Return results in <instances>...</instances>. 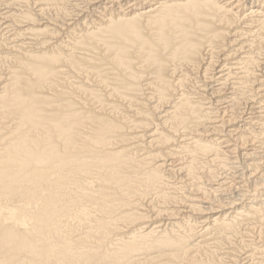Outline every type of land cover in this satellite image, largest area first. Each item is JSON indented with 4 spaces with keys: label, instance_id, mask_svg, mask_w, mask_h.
<instances>
[{
    "label": "bare ground",
    "instance_id": "bare-ground-1",
    "mask_svg": "<svg viewBox=\"0 0 264 264\" xmlns=\"http://www.w3.org/2000/svg\"><path fill=\"white\" fill-rule=\"evenodd\" d=\"M93 1L0 0V264H264V0Z\"/></svg>",
    "mask_w": 264,
    "mask_h": 264
},
{
    "label": "rangeland",
    "instance_id": "rangeland-1",
    "mask_svg": "<svg viewBox=\"0 0 264 264\" xmlns=\"http://www.w3.org/2000/svg\"><path fill=\"white\" fill-rule=\"evenodd\" d=\"M232 1H234V0H232ZM235 1H239V0H235ZM235 1H234V2H235ZM240 1H241V2L243 1V4H244V3H247V4H251V3H252L251 5H253L254 2L256 3L255 0H247V1H246V0H245V1H244V0H240ZM253 1H254V2H253ZM81 2H83V1H80V2L77 1V2H74V4H76V3H77V4H80V5H81L80 9H81V8L83 9V6L85 7L86 4H85V3H82V4H81ZM96 2L98 3L99 0H94V1L91 2V3H94V4H95ZM33 3H34V2H32V8L35 6V7H34V10H37V9H36V5H34ZM107 3H109V0H108V2H107V0H104L101 4H107ZM2 4H4V3H2ZM83 4H84V5H83ZM101 4L99 3V4H96V5H101ZM3 9H4V10H3ZM91 9H93L92 6H91ZM0 10H1L0 14H1V13H6V12H9V11H10V10H8V8H5L4 6L0 7ZM49 11H51V12H47V14L50 13L51 15H50V14H49V15H50L51 17L55 16V17H53L54 19L60 18V17H58L59 14L56 16V14L54 13V12H55L54 10L50 9ZM52 11H53V13H52ZM53 14H54V15H53ZM59 16H61V15H59ZM0 19L2 20L1 17H0ZM9 23H10L9 21H8V22H6V21L1 22V25H0V31H5L4 33H7L8 31L12 30L13 27L15 28V25H13V24H11V23L9 24ZM60 23H61V21H60ZM60 23H59V24H60ZM9 25H10V26H9ZM11 26H13V27L11 28ZM4 29H5V30H4ZM11 34H12V33H10L9 35H11ZM9 35H8V36H9ZM249 109H250V107H249ZM247 111H249V110H247ZM249 112H250V111H249ZM233 144H234V143H233ZM239 168H240L241 170H240ZM242 168H243V167H242ZM242 168L239 166L238 169H237V170H238V171H237V175H239V177H240L239 179H235V180L233 179V181H232L231 178H230V180H228V181H229V182L232 181V184H234V182H235V184H236V183H240V185H237V187H240V186H241L240 188H242V189H244V190L246 191V189H247L248 187L245 188L244 185H245V186H250V185H249V183H247V178H248V177H245V176H244L245 178H244V177L241 178V176H240V174H243V173L245 174V172H243L244 169H242ZM230 173H231V171H229L227 174H230ZM229 176H230V175H229ZM241 179H242L243 181H242ZM244 180H245L246 182H245ZM240 181H241V182H240ZM243 182H244V184H243ZM246 183H247V184H246ZM242 185H243V186H242ZM251 187H252V186H250V187L248 188V189H250V190H248V189H247V190H248V191H251ZM240 188H239V189H240ZM235 189H236V188H235ZM239 192H240V190H239ZM239 192H237V191L235 192V194H234L235 197L237 196V193L239 194ZM224 198H225V197H224ZM237 199H239V197H237ZM242 253H243V252H242ZM244 257H245V256L242 257V255H241V259H244Z\"/></svg>",
    "mask_w": 264,
    "mask_h": 264
}]
</instances>
